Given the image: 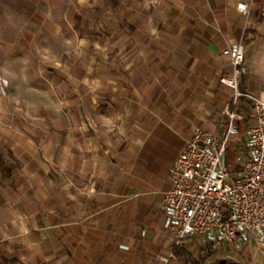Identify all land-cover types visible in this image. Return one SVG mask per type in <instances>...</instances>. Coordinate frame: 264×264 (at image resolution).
<instances>
[{"label":"crops","instance_id":"0c3cea01","mask_svg":"<svg viewBox=\"0 0 264 264\" xmlns=\"http://www.w3.org/2000/svg\"><path fill=\"white\" fill-rule=\"evenodd\" d=\"M19 1H1L3 22L55 88L0 95V264H264V247L174 246L162 212L193 131L221 133L234 111L241 133L244 96L264 101V0ZM234 42L235 106L219 84Z\"/></svg>","mask_w":264,"mask_h":264},{"label":"built area","instance_id":"2783aa9c","mask_svg":"<svg viewBox=\"0 0 264 264\" xmlns=\"http://www.w3.org/2000/svg\"><path fill=\"white\" fill-rule=\"evenodd\" d=\"M236 10L241 16L247 14L244 3ZM221 56L232 71L219 84L232 90L235 106L242 96L238 85L245 47L231 43ZM3 86L0 76V90ZM244 99L253 123L240 133L237 122L243 117L230 111L221 133L195 129L168 170L163 228L172 235L174 246L200 236L212 246L264 247V101L248 95Z\"/></svg>","mask_w":264,"mask_h":264},{"label":"rangeland","instance_id":"374dc122","mask_svg":"<svg viewBox=\"0 0 264 264\" xmlns=\"http://www.w3.org/2000/svg\"><path fill=\"white\" fill-rule=\"evenodd\" d=\"M2 0H0V76L3 82V90H0V95H7V89H10V94L18 100L26 99L33 101L34 89L43 86L55 88V82H51L50 78L45 75V66L42 61L31 55L33 52L29 48H21L14 45V41L19 35L17 24L11 20L10 24L3 22L7 18L2 12ZM5 4H9L11 9H22L24 5L19 0H4ZM69 37H71L69 35ZM61 40V39H60ZM58 40V41H60ZM27 87V88H26ZM28 87H31L30 90ZM23 88L26 90L23 91ZM4 92V93H3ZM61 99V98H59ZM230 160H232V155Z\"/></svg>","mask_w":264,"mask_h":264},{"label":"trees","instance_id":"16d2710c","mask_svg":"<svg viewBox=\"0 0 264 264\" xmlns=\"http://www.w3.org/2000/svg\"><path fill=\"white\" fill-rule=\"evenodd\" d=\"M229 158H231V154H229ZM6 176H7V174H6ZM174 253L177 254V253H179V251L176 248H174Z\"/></svg>","mask_w":264,"mask_h":264},{"label":"water","instance_id":"95a60500","mask_svg":"<svg viewBox=\"0 0 264 264\" xmlns=\"http://www.w3.org/2000/svg\"><path fill=\"white\" fill-rule=\"evenodd\" d=\"M219 264H226V263H225V261H221V262H219Z\"/></svg>","mask_w":264,"mask_h":264}]
</instances>
